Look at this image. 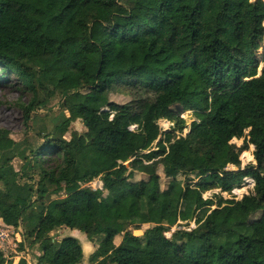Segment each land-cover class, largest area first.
Instances as JSON below:
<instances>
[{
  "label": "trees",
  "instance_id": "trees-1",
  "mask_svg": "<svg viewBox=\"0 0 264 264\" xmlns=\"http://www.w3.org/2000/svg\"><path fill=\"white\" fill-rule=\"evenodd\" d=\"M263 43L261 0H0V68L31 95L21 106L27 122L57 95L70 115L31 151L0 130V219L23 228L22 250L29 240L39 245L38 264H82L79 240L51 236L66 227L97 243V264H264ZM123 84L136 99L111 102ZM175 105L198 118L187 136L175 135L187 129ZM166 119L178 125L163 134L159 121ZM78 120L88 132L66 139ZM238 140L242 147L232 144ZM242 153L257 166L230 172ZM44 154L55 167H44ZM16 159L28 169L22 176L9 171ZM34 170L37 188L26 184L15 194ZM137 173L146 180L134 181ZM182 176L198 180L192 197ZM247 177L256 186L240 201L221 199L212 210L214 201L203 198L230 193ZM98 178L103 190L88 185ZM200 210L205 218L195 229L166 237ZM142 225L153 227L135 236L132 228ZM0 264L13 263L0 255Z\"/></svg>",
  "mask_w": 264,
  "mask_h": 264
},
{
  "label": "rangeland",
  "instance_id": "rangeland-1",
  "mask_svg": "<svg viewBox=\"0 0 264 264\" xmlns=\"http://www.w3.org/2000/svg\"><path fill=\"white\" fill-rule=\"evenodd\" d=\"M252 2H256L259 0H251ZM264 2V0H261ZM104 22L108 23L109 18L104 14L103 15ZM264 48V43L262 44V48L259 51V55H262ZM262 72V66L259 69V74ZM28 75H36L37 72L33 69H29L27 71ZM83 93L77 92L75 95H72L71 100L77 99ZM137 97V93L126 84L118 85L112 90L110 94V100L113 103H117L120 105L127 104ZM42 100L45 99L43 96ZM31 100V95L26 92L19 83L18 78L15 74L3 71L0 68V130H6L11 134V137L16 142H22L29 148V151L32 149H36L41 147L45 143V136L47 133L51 132L55 125H59V123L63 122L67 118H70L69 113H64L63 110V103L64 98L61 96H54L49 97L47 106L38 108L35 112L31 114V121L28 123L26 120V115L22 110V105H27ZM108 109H105V111ZM172 110L175 112L180 113V119L185 121V125L187 129H185L184 133L181 134L180 132L175 133L177 137L180 136H187L190 132L191 125L198 121V118L195 116L193 111H183L179 105H175ZM65 116V117H64ZM166 122L159 121L160 128L162 133H168L173 131V129L178 125L176 122H172L170 120H163ZM136 130V127L132 128ZM74 132H78L80 135H85L88 131L83 123L82 120H78L71 124L69 133L66 135V139L70 140L72 134ZM42 135V136H41ZM158 140L155 144L159 143ZM232 144H235L237 147H242L244 145V140L232 141ZM28 151V155H30ZM249 152L254 153L255 147L250 146ZM244 153H242L240 160L241 166L235 167L230 166L228 169L230 172H238L241 170H247L250 167H256L257 163L252 156H248V160L243 159ZM254 156V155H253ZM32 157V156H31ZM43 159L46 161L44 162V167L49 169L51 167H55L54 162H50V157L44 154ZM131 161H129L126 165H129ZM25 163L20 160L16 159L9 171H17L20 175H24L27 173L28 169L23 168ZM35 163L31 158V166L33 167ZM8 171V170H7ZM35 175L32 181L28 180V178L19 180V186L15 190V193L19 191L22 194L24 192V188L26 184H31L34 188H37V184L41 179L40 173L38 170H34ZM33 173V172H31ZM159 174L162 178V189L166 190L169 184V180L165 177L163 173V168H159ZM147 176L144 174L137 173L135 175L134 181L139 180H146ZM179 180L183 183L186 191L187 197H192L193 190L195 189V183H198V180H195L192 184L186 182V177L182 176ZM253 182L252 179L245 180L244 183L240 187H236L233 189L232 192H222L221 190H212L203 194V198L205 200H213L214 206L210 208L216 209L219 205L221 199L225 201H240L244 197L250 195L254 192L255 185L252 186L248 184ZM89 187L91 186L94 189L103 188V182L100 178L96 179L94 182L88 184ZM236 192V193H235ZM66 195H56L53 196V199L64 198ZM208 214V213H207ZM205 216L204 210H200L197 212V215L194 216L193 220H189L188 222L179 221L174 227L169 228L168 232L166 233V237L170 240H174V234L177 231H190L196 228L197 220L202 219ZM261 214L255 215L253 218L258 219ZM205 218V217H204ZM153 225H142L140 230H135L132 228L134 235L137 237H144V234L147 230L151 229ZM168 229V228H167ZM22 232H17V229L13 227H5L3 223H0V255H2V259H5L6 263H13L18 264L20 259L25 257L28 259L29 264H31L32 260L38 262V257L40 255L39 245H33L31 241H27L24 244L27 247V251H23L22 247H20V243L24 241L23 237H21ZM59 237V235L54 236ZM61 236V235H60ZM25 250V248H24ZM31 257V258H30ZM19 260V261H18ZM141 260L140 256L138 257V262Z\"/></svg>",
  "mask_w": 264,
  "mask_h": 264
},
{
  "label": "crops",
  "instance_id": "crops-1",
  "mask_svg": "<svg viewBox=\"0 0 264 264\" xmlns=\"http://www.w3.org/2000/svg\"><path fill=\"white\" fill-rule=\"evenodd\" d=\"M15 170V169H14ZM103 190V189H102ZM23 193V192H22ZM16 194V193H15ZM17 195H22L21 193H19V191L17 192ZM0 223H3L5 226H7L2 219H0ZM7 227H11V226H7ZM14 228V227H13ZM21 231L22 235L24 234V231H23V228H20V229H17V232ZM56 235H59V237H55L56 240L58 241H62L64 240L65 238H69V237H72V238H75L77 240H79V242L81 243L82 245V248H83V251H84V260H83V263L82 264H97L98 262V259H97V248H98V245L96 242H93L91 241L88 236L79 231V230H74V229H70V228H66V227H63V228H60L59 230L57 231H54L51 236L54 237ZM61 235V236H60ZM122 241H123V237L121 235L117 236L115 238V245L116 246H120L122 244ZM27 247H26V251H27ZM42 254L40 253L39 257L41 256ZM25 258V257H23ZM31 258V257H30ZM26 260L28 261V259L26 258ZM38 260V259H37ZM19 261V260H18ZM29 263V261H28ZM31 264H38V262H36L35 260H32Z\"/></svg>",
  "mask_w": 264,
  "mask_h": 264
},
{
  "label": "bare ground",
  "instance_id": "bare-ground-1",
  "mask_svg": "<svg viewBox=\"0 0 264 264\" xmlns=\"http://www.w3.org/2000/svg\"><path fill=\"white\" fill-rule=\"evenodd\" d=\"M164 123V124H166V122L165 121H163V120H161V123ZM254 158V157H253ZM248 179H252V178H247L246 180H248ZM253 180V182H250V183H248V184H251V185H254L255 184V181H254V179H252Z\"/></svg>",
  "mask_w": 264,
  "mask_h": 264
},
{
  "label": "water",
  "instance_id": "water-1",
  "mask_svg": "<svg viewBox=\"0 0 264 264\" xmlns=\"http://www.w3.org/2000/svg\"><path fill=\"white\" fill-rule=\"evenodd\" d=\"M261 74H262V72L260 73V75H261ZM194 216H195V213H193L191 220L194 219Z\"/></svg>",
  "mask_w": 264,
  "mask_h": 264
},
{
  "label": "built area",
  "instance_id": "built-area-1",
  "mask_svg": "<svg viewBox=\"0 0 264 264\" xmlns=\"http://www.w3.org/2000/svg\"><path fill=\"white\" fill-rule=\"evenodd\" d=\"M228 170H229V169H228ZM246 179H247V178H246ZM246 179H245V180H246ZM245 180H244V181H245ZM90 187H91V186H90ZM93 189H94V188H93ZM100 189H102V188H100ZM94 190H98V189H94ZM235 193H236V192H235ZM5 227H6V226H5Z\"/></svg>",
  "mask_w": 264,
  "mask_h": 264
},
{
  "label": "clouds",
  "instance_id": "clouds-1",
  "mask_svg": "<svg viewBox=\"0 0 264 264\" xmlns=\"http://www.w3.org/2000/svg\"><path fill=\"white\" fill-rule=\"evenodd\" d=\"M230 167V166H229ZM236 167V166H235ZM247 178H251V177H247ZM246 179V178H245ZM253 179V178H252ZM255 181V180H254ZM255 186H256V182H255Z\"/></svg>",
  "mask_w": 264,
  "mask_h": 264
}]
</instances>
